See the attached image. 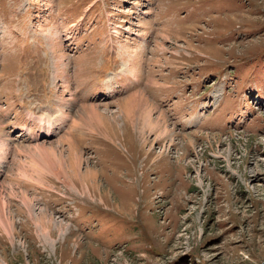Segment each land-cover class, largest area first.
I'll return each instance as SVG.
<instances>
[{
  "label": "rangeland",
  "instance_id": "rangeland-1",
  "mask_svg": "<svg viewBox=\"0 0 264 264\" xmlns=\"http://www.w3.org/2000/svg\"><path fill=\"white\" fill-rule=\"evenodd\" d=\"M0 138V264H264V0H0Z\"/></svg>",
  "mask_w": 264,
  "mask_h": 264
},
{
  "label": "bare ground",
  "instance_id": "bare-ground-1",
  "mask_svg": "<svg viewBox=\"0 0 264 264\" xmlns=\"http://www.w3.org/2000/svg\"><path fill=\"white\" fill-rule=\"evenodd\" d=\"M123 101H124V103L119 106V112L123 113V115L126 116V119L129 122V124L133 120H136L137 110L138 111L144 110L146 112V115H145L146 123L151 124V126L157 132L158 136L166 137L167 134L170 133L169 128H168V124L166 123V121H165V119L163 117L164 114L163 115L160 114L159 117L154 118L152 115H153V113L155 111V108L144 97L143 94H137L136 96L128 98V99H125ZM119 103H121V102H119ZM78 116H81L80 121H82L84 124H86V123L94 124V122H96V123L100 122L99 116H102V115L101 114L99 115V112H97V106H89V107L84 108L83 113L79 114ZM82 117H84V118H82ZM116 122H117V120H116ZM48 124H52V123L49 122ZM76 124H77V122H76ZM76 124H75V126H76ZM77 126H79V125H77ZM72 129H74V128L72 127ZM49 132H50V130L48 131V133ZM48 133L46 132V134H48ZM52 133L53 132H51V134ZM130 134L131 133L128 130V127H127L126 135L129 137ZM6 146L7 145H5V143L2 142V139L0 138V151H3L4 148L6 149L7 148ZM37 147H38L37 149H39V151H41L42 149H44L45 145H39Z\"/></svg>",
  "mask_w": 264,
  "mask_h": 264
}]
</instances>
